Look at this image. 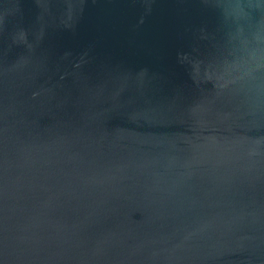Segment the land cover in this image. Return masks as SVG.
Wrapping results in <instances>:
<instances>
[{
    "label": "water",
    "instance_id": "1",
    "mask_svg": "<svg viewBox=\"0 0 264 264\" xmlns=\"http://www.w3.org/2000/svg\"><path fill=\"white\" fill-rule=\"evenodd\" d=\"M0 264H264V0H0Z\"/></svg>",
    "mask_w": 264,
    "mask_h": 264
}]
</instances>
